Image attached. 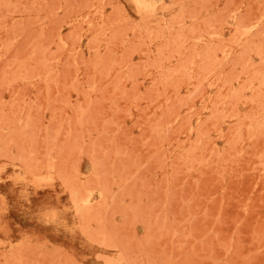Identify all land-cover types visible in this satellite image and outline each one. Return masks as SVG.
<instances>
[{
    "label": "rangeland",
    "instance_id": "rangeland-1",
    "mask_svg": "<svg viewBox=\"0 0 264 264\" xmlns=\"http://www.w3.org/2000/svg\"><path fill=\"white\" fill-rule=\"evenodd\" d=\"M0 264H264V0H0Z\"/></svg>",
    "mask_w": 264,
    "mask_h": 264
},
{
    "label": "bare ground",
    "instance_id": "bare-ground-1",
    "mask_svg": "<svg viewBox=\"0 0 264 264\" xmlns=\"http://www.w3.org/2000/svg\"><path fill=\"white\" fill-rule=\"evenodd\" d=\"M140 3V2H139ZM143 4V3H142Z\"/></svg>",
    "mask_w": 264,
    "mask_h": 264
}]
</instances>
